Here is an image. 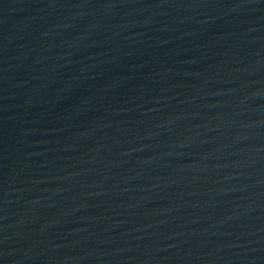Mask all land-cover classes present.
<instances>
[{
	"label": "water",
	"instance_id": "water-1",
	"mask_svg": "<svg viewBox=\"0 0 264 264\" xmlns=\"http://www.w3.org/2000/svg\"><path fill=\"white\" fill-rule=\"evenodd\" d=\"M0 264H264V0H0Z\"/></svg>",
	"mask_w": 264,
	"mask_h": 264
}]
</instances>
